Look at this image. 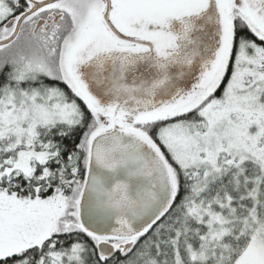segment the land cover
I'll return each instance as SVG.
<instances>
[{
  "label": "snow or ice",
  "instance_id": "obj_1",
  "mask_svg": "<svg viewBox=\"0 0 264 264\" xmlns=\"http://www.w3.org/2000/svg\"><path fill=\"white\" fill-rule=\"evenodd\" d=\"M0 264H264V0H0Z\"/></svg>",
  "mask_w": 264,
  "mask_h": 264
}]
</instances>
